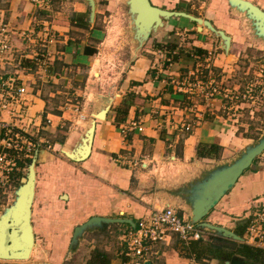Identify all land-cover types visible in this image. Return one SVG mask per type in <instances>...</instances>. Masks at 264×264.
I'll return each mask as SVG.
<instances>
[{
	"label": "crops",
	"instance_id": "obj_1",
	"mask_svg": "<svg viewBox=\"0 0 264 264\" xmlns=\"http://www.w3.org/2000/svg\"><path fill=\"white\" fill-rule=\"evenodd\" d=\"M94 1L96 13L91 21L85 0H41L39 4L33 0H0V25L5 26L13 51L11 56L7 54L10 59L3 66L4 73L16 75L19 84L27 87L24 122L29 126L31 140L41 142L28 158L25 154L18 162L11 185L0 188V217L15 202L14 191L22 184L28 160L36 158L32 206L36 247L49 243L59 229L69 231L66 235L71 242L75 228L93 217L121 218L136 224L148 214L171 206L191 221L190 205L186 200L174 199L170 191L189 188L216 164L232 163L264 135V96L260 105L245 103L231 109L224 97L203 102L202 95L186 93L195 77L206 81L208 68L223 93L242 91L261 73L264 78V39L256 37L245 13L227 0H149L163 10L210 21L230 38L229 46L226 48L218 35L187 18L165 21L129 61L106 118L96 120L89 157L82 162L67 158L65 147L71 146L72 150L78 146L95 119L92 113L104 105L101 102L97 110L90 111L89 118L72 109L71 116L64 111L66 107L58 105L67 96L77 95L75 86L85 79L80 76L82 68L96 56L98 44L105 40V29L99 24L100 7L107 3L110 11L112 1ZM247 1L264 10V0ZM44 26L51 30V43H42ZM43 45L49 53L45 67L36 68L26 55L12 59L15 53H32V48L39 50ZM257 91L264 94L260 85ZM194 104L196 111H191ZM3 119L12 120L8 114ZM185 122L195 124L189 133L181 129ZM133 123L143 126V131L133 129ZM67 124L74 130L70 136L77 135L79 140L73 145L68 144V139L66 143L55 141V149H61L62 154L46 150L47 145H52L51 137ZM84 125L85 131L80 129V134L77 126ZM211 146L218 148L217 158L213 153L199 156ZM263 198L264 152L216 203L204 222L229 229L244 239L236 243L252 246L247 228L255 206L261 204L257 201ZM103 228L128 230L133 226L117 223ZM118 236L107 244L88 242L83 264L96 248L105 251L112 264H131L130 258L123 255L125 248ZM213 239L222 238L210 241ZM182 245L187 247L172 236L167 243L153 246L151 259L145 264H192L194 260L198 264H221L220 259L197 260ZM68 255L71 252L60 258L62 262ZM17 263L24 262L0 260V264Z\"/></svg>",
	"mask_w": 264,
	"mask_h": 264
},
{
	"label": "water",
	"instance_id": "obj_2",
	"mask_svg": "<svg viewBox=\"0 0 264 264\" xmlns=\"http://www.w3.org/2000/svg\"><path fill=\"white\" fill-rule=\"evenodd\" d=\"M90 9V20L95 18L96 4L94 0H85ZM230 6L245 13L251 22V28L256 37L264 39V10L247 0H227ZM127 8L131 32V43L134 45L135 56L144 47L150 36L163 27L164 22L170 18H187L199 25L205 26L212 33L218 35L226 48L230 44V38L222 31H217L208 20H202L183 12H171L153 6L149 0H122ZM200 29V28H199ZM103 106L92 113L93 119L85 135L81 137L78 146L72 150L63 151L65 156L74 162L86 160L93 144L96 130V120H104L112 104L111 98L100 96ZM264 152V135L253 146L247 148L245 153L237 160L224 166H215L204 174V177L191 184L189 188L181 191H170L174 199H183L192 209L191 222L209 234V239L222 238L235 242H244V239L233 231L221 226L204 222V218L219 202L225 193L248 170L254 160ZM36 158L28 166V173L22 180V184L14 191L15 202L5 209L0 217V260L26 262L31 259V254L36 247L35 235L32 225V206L35 197L36 182ZM130 224L131 220L93 217L84 224L75 228L72 237V246H77L79 240L88 230L103 228L111 224ZM221 264H251L236 256L233 260L220 259ZM47 264V263H38Z\"/></svg>",
	"mask_w": 264,
	"mask_h": 264
},
{
	"label": "built area",
	"instance_id": "obj_3",
	"mask_svg": "<svg viewBox=\"0 0 264 264\" xmlns=\"http://www.w3.org/2000/svg\"><path fill=\"white\" fill-rule=\"evenodd\" d=\"M38 4L41 0H33ZM42 33L45 44L53 42L51 30L44 26ZM8 32L5 26L0 25V188H8L11 185V175L18 170V162L25 157L28 158L38 147L40 143L31 140L28 132V125L25 124V115L23 108L27 107L25 96L28 90L25 85L19 84L16 75H7L4 73L3 66L10 59L12 48L9 45ZM33 56L27 58L33 61L38 68L45 67L48 61L49 53L46 45L41 46L39 50L32 48ZM8 54V55H7ZM206 81L195 77L187 85V92L190 96L202 95L203 100L208 102L216 97H224L231 104L230 108H237L245 103L260 105L263 92H258V85L264 84L263 75L256 80H251L245 84L242 91L224 92L219 84L216 83L211 68H208ZM259 79V82H258ZM261 79V80H260ZM262 95V96H261ZM196 104L191 111H196ZM8 114L12 120L10 122L3 119V115ZM133 129L139 132L143 131V126L133 123ZM195 124L184 123L181 129L184 132H191ZM261 200V199H260ZM261 204L255 206V211L250 218L247 228L248 241L253 247L264 249V198ZM172 236H176L185 244L191 241H210L209 234L192 223L181 217L174 207L168 206L163 210H156L146 217L140 219L133 228H128L122 234L125 251L124 256L130 258L131 264H145L150 261L153 246L161 243H167ZM192 264H198L194 260Z\"/></svg>",
	"mask_w": 264,
	"mask_h": 264
},
{
	"label": "rangeland",
	"instance_id": "obj_4",
	"mask_svg": "<svg viewBox=\"0 0 264 264\" xmlns=\"http://www.w3.org/2000/svg\"><path fill=\"white\" fill-rule=\"evenodd\" d=\"M111 1L112 4L110 7L112 9L110 11H107V3L105 5L101 4L100 11L102 14L99 15V24L104 27L103 29H105L103 30L105 33V40L102 41V45L96 42L100 48L99 52L89 63H87L88 65H85L84 68H82L80 76H83L85 79L75 86L77 95L72 97L67 96L66 99L58 102L59 107H66L64 111L68 112L71 116H74V112H72V110H74L77 112L76 114H81L82 116H87L89 118L90 111L92 112L93 110H97L99 104L103 102L100 96L113 98L117 93L119 79L121 78L123 72L127 69V65L129 64L131 58L135 57V54L133 53L134 45L131 43L132 37L130 32L129 17L127 15V8L122 0ZM29 51L30 50L24 53H15L13 54L14 57L12 59H15L17 56H33V53H30ZM262 75L263 73H261V76ZM87 80H89V82H87ZM262 88L264 89V84L262 85ZM67 99L70 101H67ZM202 101L205 102L204 100ZM77 127H79L80 134L83 132L80 131V129L85 131L86 128L85 125L82 127ZM71 128L72 126L67 124V126H65L63 129H60L55 135H53L49 143L52 145H47L46 150L49 152L54 151L55 153L60 154L61 152L59 150L61 149H55V141L59 142L63 140L65 142L68 139L70 140L68 143L69 145H73L75 141H78L79 139L77 135L70 136L71 132L74 131L71 130ZM65 148L66 150H71V146ZM65 148L63 149L65 150ZM224 165L220 164L218 166ZM28 166V164L25 166L24 177L28 173ZM18 187L19 186H16V188ZM125 230L126 228L120 230L114 228L106 230L104 228L88 230L83 238L79 240V244L81 241L82 245L78 244L77 246H72V240L70 242L66 235V232L69 234V231H66L65 229H59L57 233L51 236V241L49 243L43 244L42 242L41 245L35 247L33 254H31L32 257L29 261L17 264H83V257L86 255L85 252L89 248L88 242L95 241L94 244H107L108 242L113 241V238L117 237V235L122 237V234ZM84 238L87 240V243L83 240ZM41 240H43V238H41L40 241ZM118 242H120V245L121 243L122 246L124 245L123 240ZM225 243V246L230 248V243ZM185 245L188 246V244ZM69 252H71V255L67 256V261L62 262L60 258L65 257Z\"/></svg>",
	"mask_w": 264,
	"mask_h": 264
},
{
	"label": "trees",
	"instance_id": "obj_5",
	"mask_svg": "<svg viewBox=\"0 0 264 264\" xmlns=\"http://www.w3.org/2000/svg\"><path fill=\"white\" fill-rule=\"evenodd\" d=\"M218 148L211 146L208 150L199 153V156L208 157L211 153L217 158ZM31 163L28 160L27 164ZM19 177V176H18ZM216 241V242H215ZM230 243V248L225 246ZM185 251L190 256H194L197 260H211V259H231L233 256H239L244 260L253 263L264 264V250L247 244H238L236 242L227 241L226 239H214L212 241H191L187 247L183 246ZM182 249V248H181ZM124 261V259L122 260ZM125 262V261H124ZM123 262V264H124ZM86 264H112L109 255L99 249H94L90 254V259Z\"/></svg>",
	"mask_w": 264,
	"mask_h": 264
}]
</instances>
